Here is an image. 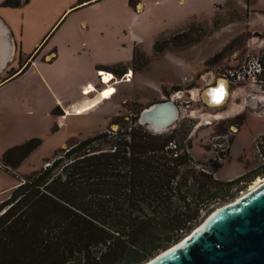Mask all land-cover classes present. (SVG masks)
<instances>
[{"label":"rangeland","instance_id":"1","mask_svg":"<svg viewBox=\"0 0 264 264\" xmlns=\"http://www.w3.org/2000/svg\"><path fill=\"white\" fill-rule=\"evenodd\" d=\"M259 14L264 16L263 0H251L247 6L244 0H99L84 13L97 27L80 30L70 19L67 30L47 43H58L56 60L43 59L46 52L40 53L34 67L22 68L4 81L13 78L0 91L16 95L21 106L16 113L2 114L0 157L14 145L40 139L12 169L13 175H26L49 165L55 153L62 155L60 149L76 140L108 128L116 131L119 124H111L114 118L131 124L142 108L182 92L177 104L183 112L170 129L180 135L186 132L182 145L201 163L198 168L211 170V165L218 164L213 176L220 181L246 175L229 192L222 189L216 198L203 202L199 225L211 211L246 193L256 179H264L255 148L256 140L264 136V32L247 25V17ZM189 37L200 38L177 44ZM163 39L174 43L155 52L153 43ZM255 61L262 70L248 75L245 71ZM11 63L8 61L3 77L12 70ZM105 64L129 69L125 75H116L112 85L116 92L85 112L60 115L59 107L79 97L82 79L98 82L95 67ZM111 75L101 74L105 82L114 79ZM219 79H225L228 86L226 102L205 104L203 89ZM96 145L109 149L106 142ZM13 175L0 167V188L16 184Z\"/></svg>","mask_w":264,"mask_h":264},{"label":"trees","instance_id":"2","mask_svg":"<svg viewBox=\"0 0 264 264\" xmlns=\"http://www.w3.org/2000/svg\"><path fill=\"white\" fill-rule=\"evenodd\" d=\"M28 1L2 0L0 6ZM173 43L156 40L153 50ZM96 69L109 75L129 70L123 65ZM111 124L119 128L76 140L49 165L14 175L18 183L0 202V264H141L191 231L204 201L222 189L229 192L246 176L220 181L213 176L218 164L198 168L201 163L182 145L186 132L152 133L136 117L131 124L118 118ZM101 142L109 149L93 146ZM39 144L30 138L6 149L2 168L12 173Z\"/></svg>","mask_w":264,"mask_h":264},{"label":"water","instance_id":"3","mask_svg":"<svg viewBox=\"0 0 264 264\" xmlns=\"http://www.w3.org/2000/svg\"><path fill=\"white\" fill-rule=\"evenodd\" d=\"M223 95L228 97L229 90L226 80L219 79L203 89L201 98L218 106ZM176 97L142 108L138 124L152 133L168 131L183 112ZM142 264H264V182L211 211L178 242Z\"/></svg>","mask_w":264,"mask_h":264},{"label":"crops","instance_id":"4","mask_svg":"<svg viewBox=\"0 0 264 264\" xmlns=\"http://www.w3.org/2000/svg\"><path fill=\"white\" fill-rule=\"evenodd\" d=\"M1 1L2 0H0V2ZM98 1L99 0H29L28 3L21 7L0 6V89L13 80V78H11L4 82L7 75L4 77L2 75L5 72L7 73L6 66L8 61H12L11 67L13 68H9L12 69L10 72L14 75L22 68H28L29 66L34 67V59L40 53L46 52L43 55V59L50 61L53 59L56 60L59 57L58 43H53L49 46H47V43L54 36L59 37V35H62L63 32L67 30L70 19H74L75 26L80 30H88L93 26L97 27L98 24L84 17V13ZM253 1L257 0H252V2ZM218 2L221 1H215V3ZM245 5L247 6L246 3ZM247 25L252 29L264 32V16L259 14L254 18L247 17ZM55 26V30L50 34ZM59 32L62 34H58ZM46 36H48V38L44 42ZM68 38V35L65 36L64 41L68 42ZM68 45L69 44H65L66 47ZM36 50V54L29 58V55ZM21 65L23 66L20 67ZM95 70H97L96 67ZM100 72L101 71H98V73ZM98 75V82H92L89 77L82 79L83 86L77 89L79 97L74 100H67L61 107L58 106L60 115L78 113L85 105L92 103L93 99L94 101L100 99L99 96L101 92L106 88L113 87L112 85H114L113 83L116 75H111V78L114 77V79H111L110 82H105L104 77H102L101 74ZM44 80L50 85L48 78L45 76ZM103 100L104 99L101 98L100 101L102 102ZM58 102H60V100H58ZM20 106L21 102L17 99L16 95L8 96L4 95L3 91H0V123H2L3 119L2 114L6 116V114L8 115L9 113H16L17 108ZM12 124H15L14 119H12ZM238 133L239 132L236 134ZM0 167L2 168L1 163ZM17 183L18 180L16 184ZM16 184L0 188V192H3L0 194V202L10 194L9 187H13Z\"/></svg>","mask_w":264,"mask_h":264},{"label":"bare ground","instance_id":"5","mask_svg":"<svg viewBox=\"0 0 264 264\" xmlns=\"http://www.w3.org/2000/svg\"><path fill=\"white\" fill-rule=\"evenodd\" d=\"M115 92H116V90H115V88H113V87H108V88H106L104 91L101 92V94H100V96H99L100 99L95 100V101H94V99H93V102H92V103H89V104L85 105L82 109L79 110V112H85V111H87V109H90V108H92V107H95L98 103L101 102V101H100L101 98H102V99L110 98ZM220 98H221V97H220ZM227 98H228V97H225V95H223V99H222L221 102L218 103V106H219V105H222L223 103H225V101H226ZM224 100H225V101H224ZM254 102H255V101H254ZM250 105H254V104H251V103H250ZM211 106H212V105H211ZM213 106H217V104H216V105H213ZM79 112H78V113H79ZM262 182H264V179H261V178L256 179L255 182L253 183L254 185H252V186L249 188L248 191H251V190L255 189V188L258 187ZM243 194H244V193H243Z\"/></svg>","mask_w":264,"mask_h":264},{"label":"built area","instance_id":"6","mask_svg":"<svg viewBox=\"0 0 264 264\" xmlns=\"http://www.w3.org/2000/svg\"><path fill=\"white\" fill-rule=\"evenodd\" d=\"M261 70H262L261 65L255 61L254 63L249 65L248 70H246L245 72H247L248 75H251V74L255 75V73L260 74ZM178 93L179 92L175 93V95L177 96L175 99L176 103H179L178 100L181 98L180 96H182V95H178ZM255 148H256L257 153L259 155V158L261 160L262 166L264 167V136H261L256 140ZM0 214H1V212H0Z\"/></svg>","mask_w":264,"mask_h":264},{"label":"flooded vegetation","instance_id":"7","mask_svg":"<svg viewBox=\"0 0 264 264\" xmlns=\"http://www.w3.org/2000/svg\"><path fill=\"white\" fill-rule=\"evenodd\" d=\"M181 95H182V94H181ZM180 97H182V96H180ZM233 139H234V138H233ZM259 168H261L262 170H264V167L262 166V163H261V161H260Z\"/></svg>","mask_w":264,"mask_h":264},{"label":"clouds","instance_id":"8","mask_svg":"<svg viewBox=\"0 0 264 264\" xmlns=\"http://www.w3.org/2000/svg\"><path fill=\"white\" fill-rule=\"evenodd\" d=\"M173 95H175V94H173Z\"/></svg>","mask_w":264,"mask_h":264}]
</instances>
